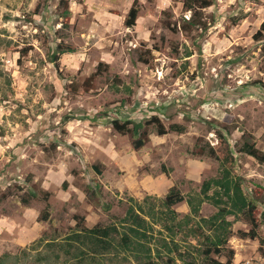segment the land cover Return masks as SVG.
<instances>
[{
  "label": "rangeland",
  "instance_id": "1",
  "mask_svg": "<svg viewBox=\"0 0 264 264\" xmlns=\"http://www.w3.org/2000/svg\"><path fill=\"white\" fill-rule=\"evenodd\" d=\"M135 1L139 17L127 28ZM68 9L0 0V259L207 264L205 248L229 236L232 264H264V243L239 235L252 228L246 200L264 240V164L242 151L249 142L264 152V39H255L264 0H214L206 31L183 28L182 0ZM59 44L74 52L57 70ZM153 116L186 131L159 136L151 126L136 151L113 130V120ZM221 135L233 167L196 153ZM173 187L185 200L168 208Z\"/></svg>",
  "mask_w": 264,
  "mask_h": 264
},
{
  "label": "trees",
  "instance_id": "2",
  "mask_svg": "<svg viewBox=\"0 0 264 264\" xmlns=\"http://www.w3.org/2000/svg\"><path fill=\"white\" fill-rule=\"evenodd\" d=\"M77 1V0H60L61 5L64 7L67 14H70L68 6L70 2ZM184 12L190 13V18L188 21L184 20L183 28L187 29L188 27H195L200 28L202 31H206L208 29V24L204 20V12L211 8L214 4V0H182ZM139 17V8L137 7V1L134 2L133 6L131 7L127 19H126V27L133 28L136 25V21ZM255 39L261 41L264 39V23L261 25L260 30L255 35ZM65 48L63 44H59L56 48L55 54L53 55L52 62L54 63L57 70L60 67V60L61 56L65 53H72L74 50L72 48L67 47ZM264 50V47H263ZM148 60L144 59V62L147 63ZM113 130L121 135L130 136L133 140V148L134 150L138 151L146 146V144L150 141L151 135V126H154L157 130V134L159 136L166 135L169 132H176V133H185L186 129L183 126L174 124L169 126L168 129L162 125L161 121L157 116H153L146 122H134L133 120H128L126 122H120L119 120L112 121ZM218 144L215 146L209 145L208 148H201L199 152H196L200 156H208L212 159L220 161L222 164L233 167L235 164V159L233 156V152L229 149L228 143L226 142L225 138L221 135L218 138ZM244 153L252 157L257 162L264 164V152L260 151L256 148L255 144H250L249 142L244 143V147L242 149ZM196 154V155H197ZM94 170L98 171L97 168L94 166ZM185 198L180 193V191L173 187L166 196V205L168 208H173L178 204L184 202ZM22 202L25 205H29L30 200L23 199ZM243 203L241 206L248 208V215L251 218V225L252 228L249 232H239V235L243 239H251V240H259L260 242L264 243V240L260 238L258 232V224L256 223L255 219L253 218V213L257 207L256 203L248 202L246 200H241ZM50 218V212L47 209L44 210L42 214V220L48 221ZM78 223L80 225L85 224L84 217H78ZM83 231L96 234L98 236H102L103 239L109 236L107 229H100L94 228L89 229L87 227H82ZM231 236V235H230ZM229 236L220 240L218 243H213L211 246H207L204 250V254L208 257L207 264H232L236 252L232 248H228L227 244L229 242ZM106 243V242H104ZM212 255L215 256H225L227 259L226 263H223L217 259H214ZM0 264H17L15 261L13 262L12 259L1 258Z\"/></svg>",
  "mask_w": 264,
  "mask_h": 264
}]
</instances>
